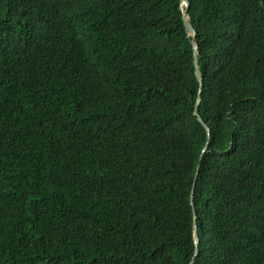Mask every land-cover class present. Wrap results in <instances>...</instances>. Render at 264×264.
Instances as JSON below:
<instances>
[{"label":"trees","instance_id":"trees-1","mask_svg":"<svg viewBox=\"0 0 264 264\" xmlns=\"http://www.w3.org/2000/svg\"><path fill=\"white\" fill-rule=\"evenodd\" d=\"M186 2L0 0V264H264V0Z\"/></svg>","mask_w":264,"mask_h":264},{"label":"water","instance_id":"water-1","mask_svg":"<svg viewBox=\"0 0 264 264\" xmlns=\"http://www.w3.org/2000/svg\"><path fill=\"white\" fill-rule=\"evenodd\" d=\"M181 3H182L183 6H185L186 8H188V3L186 2V0H181ZM183 20L185 22L184 23L185 32L188 35H191L193 37L192 46L195 49L196 47H195L194 31H193L192 27H190L188 25V23L186 22V20H187V11H185L183 13ZM200 87H201V83H200ZM194 115L197 116L196 112H194ZM197 120L200 121L198 118H197ZM204 128H205L206 132L208 133V129L206 127H204ZM194 186H195V183H193V188H194ZM194 228H195V225H194ZM197 242H198V238H197L196 234H194V243L197 244Z\"/></svg>","mask_w":264,"mask_h":264},{"label":"rangeland","instance_id":"rangeland-1","mask_svg":"<svg viewBox=\"0 0 264 264\" xmlns=\"http://www.w3.org/2000/svg\"><path fill=\"white\" fill-rule=\"evenodd\" d=\"M181 7H185V6H183V5L181 4Z\"/></svg>","mask_w":264,"mask_h":264}]
</instances>
